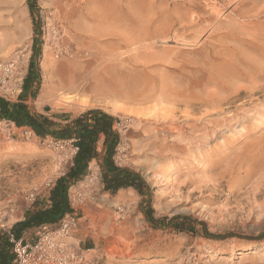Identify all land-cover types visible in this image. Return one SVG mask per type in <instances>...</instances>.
<instances>
[{"label": "rangeland", "instance_id": "rangeland-1", "mask_svg": "<svg viewBox=\"0 0 264 264\" xmlns=\"http://www.w3.org/2000/svg\"><path fill=\"white\" fill-rule=\"evenodd\" d=\"M34 43L31 111L114 113L113 161L147 184L107 192L99 144L70 239L88 264H264V0H0V58L24 50L29 70ZM99 84L115 93L94 97ZM71 164L0 122V207L28 205Z\"/></svg>", "mask_w": 264, "mask_h": 264}, {"label": "trees", "instance_id": "trees-1", "mask_svg": "<svg viewBox=\"0 0 264 264\" xmlns=\"http://www.w3.org/2000/svg\"><path fill=\"white\" fill-rule=\"evenodd\" d=\"M34 55L19 98L7 100L0 97V120H7L16 127L31 130L40 139H71L78 147L72 164L67 172L56 179L54 185L45 193L38 194L26 210L24 218L15 222L9 232L16 238L34 241L43 231L56 229L63 216L71 211L68 198L69 188L85 178L89 166L101 157L99 144H103L101 162L104 189L115 194L124 188H133L140 194L147 189L143 177L136 171L117 166L113 161L115 147L119 142V132L114 128L116 117L100 108H90L65 124H59L39 113H33L25 101L27 83L37 79L39 51L34 43ZM33 93V92H32ZM34 95V94H33ZM103 138V142H101ZM189 218L171 220L175 229L184 231L182 224ZM162 224L164 218L153 219ZM183 221V222H182ZM29 232L28 234H26ZM28 240H27V237ZM0 264H15L10 234L0 229Z\"/></svg>", "mask_w": 264, "mask_h": 264}, {"label": "built area", "instance_id": "built-area-1", "mask_svg": "<svg viewBox=\"0 0 264 264\" xmlns=\"http://www.w3.org/2000/svg\"><path fill=\"white\" fill-rule=\"evenodd\" d=\"M27 74L28 57L24 50H16L7 58H0V97L7 100L18 99L23 91ZM0 122L16 127L14 123L4 119ZM124 125L121 119H117L114 128L119 132ZM23 131L29 137L34 134L31 130L23 129ZM43 141L57 149L62 154L63 160L72 163L78 147L71 139L46 138ZM100 181V167L96 162L91 163L83 183L74 184L68 190L71 211L63 216L56 229L43 231L34 241L28 242L16 238L9 232L10 227L6 223V217L13 211V207L7 206L5 210L0 211V229L7 230L10 234L15 264H88L84 252L70 239L80 227L78 212L86 205L87 198L96 187V183ZM54 183V181L48 182V189ZM39 193L35 191L26 195L29 205H32Z\"/></svg>", "mask_w": 264, "mask_h": 264}, {"label": "crops", "instance_id": "crops-1", "mask_svg": "<svg viewBox=\"0 0 264 264\" xmlns=\"http://www.w3.org/2000/svg\"><path fill=\"white\" fill-rule=\"evenodd\" d=\"M32 91H33V89L31 87L29 89V91H28L29 92V98L33 96ZM91 108H100V109H102V110L106 111L107 113H109V114L114 116V113L109 112V111H107V110H105V109H103L101 107H91ZM87 109H90V107L83 108L81 110L75 111L74 113H69V111L67 109H59V110H56V111L54 110L52 112H44V111H38V112H39V114L47 116L48 118L52 119L53 121H55L57 123L60 122V123L65 124V123H68L69 121H71L74 117L78 116L79 114H81L82 112H84ZM101 142H103V138H102ZM7 206L8 205H4V206L0 207V211L5 210V208ZM28 206H29V204L28 205L26 204L24 206H20V205L19 206H15V205L11 206L14 209H13L12 212H9L8 216L6 217L7 225L9 227H11L12 224L15 222V220L11 221V218L15 217L17 221L22 220L24 218L26 210L28 209ZM28 233L29 232H27L26 234H28ZM27 240H28V237H27Z\"/></svg>", "mask_w": 264, "mask_h": 264}, {"label": "bare ground", "instance_id": "bare-ground-1", "mask_svg": "<svg viewBox=\"0 0 264 264\" xmlns=\"http://www.w3.org/2000/svg\"><path fill=\"white\" fill-rule=\"evenodd\" d=\"M70 70V69H69ZM78 84H77V81L76 80H74L73 82H69L67 85H66V87H69V88H72V89H74V90H80L81 92H88V89L87 88H85L86 86H77ZM92 87V86H91ZM79 93V92H78ZM92 93H93V95H94V97H97V96H110V95H112V94H114L115 92L114 91H112V90H110V89H108V88H106V86L105 85H101V84H99V85H95V86H93V89H92ZM64 97V101H66V102H69V101H71L72 100V98H73V95H70V94H66L65 96H63ZM159 177V176H158Z\"/></svg>", "mask_w": 264, "mask_h": 264}]
</instances>
